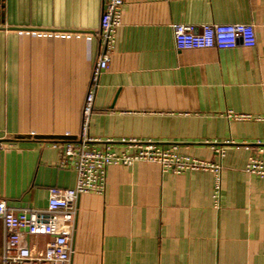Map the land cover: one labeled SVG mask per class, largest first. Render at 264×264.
<instances>
[{
  "label": "crops",
  "instance_id": "crops-1",
  "mask_svg": "<svg viewBox=\"0 0 264 264\" xmlns=\"http://www.w3.org/2000/svg\"><path fill=\"white\" fill-rule=\"evenodd\" d=\"M103 7L0 0V199L10 206L45 208L50 187L75 183L61 146L80 130ZM172 23H252L257 44L177 49ZM228 109L261 119H227ZM88 133L116 151L135 138L207 160L223 145L220 207L208 171L110 165L103 193L78 197L69 264H264V177L244 171L243 146L264 144V0H124ZM28 240L39 251L49 237Z\"/></svg>",
  "mask_w": 264,
  "mask_h": 264
},
{
  "label": "built area",
  "instance_id": "built-area-1",
  "mask_svg": "<svg viewBox=\"0 0 264 264\" xmlns=\"http://www.w3.org/2000/svg\"><path fill=\"white\" fill-rule=\"evenodd\" d=\"M124 0H104L97 38L100 51L90 73L88 88L81 109V126L76 140H66L61 146L62 163L69 160L75 172L72 187L52 186L48 189L45 208L15 207L0 199L1 244L0 264H69L73 252L71 239L75 228L78 197L86 193H103L106 171L110 165L131 166L136 162L156 163L163 172L180 174L185 171H208L212 173V203L220 207L223 145H212L217 160H207L182 154L177 145H162L151 140L121 139L125 146L113 150L111 139L102 144L89 136V119L93 109L98 79L109 66V51L116 43V32L122 24ZM177 49H232L238 45L255 47L256 32L252 23H205L171 24ZM227 119H261L248 113L228 109ZM232 143L233 140H226ZM54 147L58 144L54 143ZM250 149L244 171L253 176L264 177V144L244 143ZM30 236H45L49 240L41 250H35L28 240Z\"/></svg>",
  "mask_w": 264,
  "mask_h": 264
},
{
  "label": "water",
  "instance_id": "water-1",
  "mask_svg": "<svg viewBox=\"0 0 264 264\" xmlns=\"http://www.w3.org/2000/svg\"><path fill=\"white\" fill-rule=\"evenodd\" d=\"M17 29H20V27H17Z\"/></svg>",
  "mask_w": 264,
  "mask_h": 264
}]
</instances>
